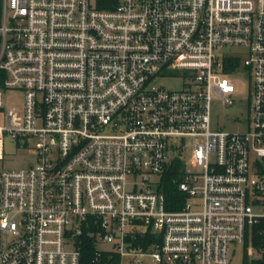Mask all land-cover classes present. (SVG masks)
<instances>
[{
    "label": "built area",
    "instance_id": "obj_1",
    "mask_svg": "<svg viewBox=\"0 0 264 264\" xmlns=\"http://www.w3.org/2000/svg\"><path fill=\"white\" fill-rule=\"evenodd\" d=\"M225 46L246 51V132L211 130L240 66L216 54ZM183 70L185 88L155 84ZM5 89L24 103L0 127V154L8 134L33 139L35 161L0 168V264H80L84 235L120 264H228L233 243L264 264V0H2L0 109ZM186 138L201 174L172 157ZM174 159L186 200L169 211L149 181Z\"/></svg>",
    "mask_w": 264,
    "mask_h": 264
},
{
    "label": "rangeland",
    "instance_id": "obj_2",
    "mask_svg": "<svg viewBox=\"0 0 264 264\" xmlns=\"http://www.w3.org/2000/svg\"><path fill=\"white\" fill-rule=\"evenodd\" d=\"M216 54L221 58L229 56L239 57L240 66L230 77L234 86V92L230 94L229 99L233 105L226 106L221 101H213L211 104V130L212 131H228V132H246L250 129L248 108L250 104L251 94V76L248 70L243 66V60L246 58V51L241 47H222L215 50ZM190 71L173 72L171 75H164L156 81L157 86H161L167 90L178 91L185 88L188 82ZM195 74V73H193ZM5 106L0 109V127L7 125V114L12 108L20 111L24 103V93L21 90L5 89ZM174 143L181 144V139L172 140ZM189 145L184 147L179 153H175L172 157H179L180 162L185 165V170L192 174H201L202 168L191 164L192 154L194 152V144L189 138L185 139ZM34 140L23 138L13 139L8 134L4 135L3 150L0 154V168L3 169H22L26 168L29 163L35 161ZM129 181L140 182V179L128 177ZM164 180V175H152L150 177V186L156 190ZM196 204L200 199L195 197ZM99 251H110L111 246L105 243L97 245ZM152 250V249H151ZM150 250V252H151ZM230 257L228 264H245L244 263V247L240 244L233 243L230 245ZM149 253V252H148ZM122 264H137L132 258H124ZM139 264H157L154 263L149 255L140 259Z\"/></svg>",
    "mask_w": 264,
    "mask_h": 264
},
{
    "label": "trees",
    "instance_id": "obj_3",
    "mask_svg": "<svg viewBox=\"0 0 264 264\" xmlns=\"http://www.w3.org/2000/svg\"><path fill=\"white\" fill-rule=\"evenodd\" d=\"M118 0H97V6L101 9L112 7ZM2 0H0L1 8ZM170 168L164 173V180L161 183L159 191H161L166 199L167 210H179L186 200V196L178 190L176 183L173 181L178 172L181 170V163L174 159L171 161ZM96 231L95 229H91ZM145 248L154 241L146 238L145 241H138V244ZM76 247L80 251V264H120L119 256L112 251H99L95 241L87 236H83L76 241Z\"/></svg>",
    "mask_w": 264,
    "mask_h": 264
}]
</instances>
